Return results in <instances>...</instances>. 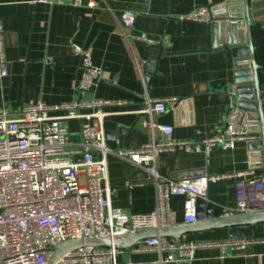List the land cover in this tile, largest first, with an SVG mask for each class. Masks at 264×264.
<instances>
[{
  "label": "crops",
  "instance_id": "0c3cea01",
  "mask_svg": "<svg viewBox=\"0 0 264 264\" xmlns=\"http://www.w3.org/2000/svg\"><path fill=\"white\" fill-rule=\"evenodd\" d=\"M83 0L81 7L39 3L37 0H0L4 28L7 76H0V109L15 116L23 107L45 101L59 105L81 98L123 100L122 107L105 109L106 144L112 149L137 148L150 141L146 120L139 110L148 94L153 98L176 97L155 121L173 127L171 140L201 142L214 137L225 124L230 98L240 76L237 45L251 42L260 65L259 81L264 109V20H253L251 38L245 27H234L225 19L221 0ZM217 4V25L181 20L200 5ZM133 10L132 29L121 24L124 10ZM223 24V25H222ZM146 35L154 42L127 38L125 33ZM159 57L151 70L150 59ZM79 51V52H78ZM100 71L90 91H82V54ZM240 69V70H239ZM240 72V73H238ZM144 73H149V78ZM234 102L239 101L236 93ZM94 124V121H91ZM73 142H79L81 121H66ZM254 143L238 142L232 149L214 147L189 153L183 147L158 155L156 167L162 177L179 179L201 174L217 176L209 183L207 201L221 210L237 204L238 182L258 178L264 182L262 131ZM160 135L157 134V138ZM97 157L99 155L97 154ZM111 202L130 214L153 212L157 207L155 184L147 170L115 155L107 156ZM83 179L84 175L81 174ZM144 181V182H143ZM264 194V190H263ZM185 198L172 196L170 208L175 225H185ZM228 228L187 233L180 239L210 241L229 239ZM264 236V225L254 231ZM136 261H154L156 253L137 254ZM123 260L126 257H122ZM190 264H264V244L242 253L222 257L219 248L197 249Z\"/></svg>",
  "mask_w": 264,
  "mask_h": 264
},
{
  "label": "built area",
  "instance_id": "2783aa9c",
  "mask_svg": "<svg viewBox=\"0 0 264 264\" xmlns=\"http://www.w3.org/2000/svg\"><path fill=\"white\" fill-rule=\"evenodd\" d=\"M37 2H56L72 8L83 5V0ZM95 5L96 1L88 2L90 7ZM216 9L217 4L200 5L180 19L217 25L221 20L215 15ZM120 20L130 30L136 23V14L133 10H124ZM225 20L229 24L237 22ZM125 36L154 42L146 35H134L130 31ZM79 54H82L83 69L79 89L86 92L97 83L100 71L88 55ZM245 57L244 63L239 61V67H247L243 71L250 77V60ZM7 75L4 28L0 19V76ZM179 103L176 97L153 98L146 94L136 113L139 119L146 120L151 139L140 147L128 149L110 148L104 130V118L110 114L105 109L122 107L126 104L123 100L81 98L59 105L41 100L23 107L15 116H10L7 109H0V264H46L53 255V247L65 241L173 226L172 196L185 198L186 223H194L196 200L207 199L209 183L219 177L207 173L179 179L162 177L156 167L158 155L178 147L194 153L204 148L232 149L238 142L254 143L260 138L252 128L259 124L255 119H248L247 112L236 106L228 111L223 129L214 137L201 142L171 140L173 127L159 124L155 118ZM73 119L81 121L77 143L73 142L66 125V121ZM108 155L126 159L149 172L157 193L155 211L130 214L112 205ZM263 190L264 182L258 178L238 182L237 204L223 209L222 216L263 211ZM257 244H264V236L210 241L155 236L129 248L83 246L67 252L56 264L181 263L192 261L197 249L216 247L226 257ZM144 253H156L158 259L136 261L132 258Z\"/></svg>",
  "mask_w": 264,
  "mask_h": 264
},
{
  "label": "water",
  "instance_id": "95a60500",
  "mask_svg": "<svg viewBox=\"0 0 264 264\" xmlns=\"http://www.w3.org/2000/svg\"><path fill=\"white\" fill-rule=\"evenodd\" d=\"M218 4L220 9L224 10L223 14L226 15L225 17L238 18L237 22L231 25L233 28L245 27L247 29L249 38H251L252 21L264 20V0H221ZM237 51L238 53L248 56L250 60L251 76L246 77V72L240 71L243 73H240L236 87V95L239 101L235 103L233 96L234 94H227L230 98L229 110L239 106L245 112H247L248 119L257 120L259 127L252 128V130L257 131L258 129H261L262 142L264 146V109L262 105L259 81V70L261 67L256 61L253 45L251 42L249 45H237ZM163 53L164 51L161 50L155 59H150L146 63L145 68H149L151 70L152 65L157 63L159 57ZM144 74L148 79L149 73ZM222 215L223 210L214 207L209 201H207V199L198 198L196 200L194 223L160 227L143 230L136 233L118 234L114 236L102 237L95 234L86 240L65 241L53 247V255L46 264H56L59 258L64 254L83 246H115L119 248H129L134 246L139 241L150 237L160 236L172 239H180L187 233L210 230L214 228H228V235L230 238L253 237L254 231L258 225H264V210L231 217H223ZM167 264H190V262H171Z\"/></svg>",
  "mask_w": 264,
  "mask_h": 264
}]
</instances>
